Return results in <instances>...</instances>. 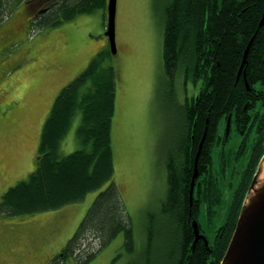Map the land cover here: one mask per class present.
Masks as SVG:
<instances>
[{
  "label": "trees",
  "instance_id": "obj_1",
  "mask_svg": "<svg viewBox=\"0 0 264 264\" xmlns=\"http://www.w3.org/2000/svg\"><path fill=\"white\" fill-rule=\"evenodd\" d=\"M106 1L60 0L54 14L69 21L96 10L105 13ZM263 14L264 0H171L166 7L162 59L168 84L173 86L180 71L186 80L200 81L201 86L198 94L181 106L183 128L165 161L167 190L160 207L161 217L167 218L166 225H160L164 246L161 248L162 243L156 242L149 220L144 254L128 264H219L223 258L264 154V144L258 147L264 135L263 125L254 132L258 140L250 143L247 138L252 131H245L234 151L227 149L224 136L221 145L213 138L222 115L238 116L247 102H253L243 74L249 88L257 82L264 83V22L258 27ZM59 23L55 16L49 26ZM252 37L246 63L237 78L243 52ZM108 54V49L97 53L86 69L58 93L42 128L34 171L8 188L0 199V214L6 217L35 215L78 203L88 193L108 185L96 196L61 254L53 258L57 264L65 263L68 257L77 264L90 261L95 256L91 244L82 249L87 236L97 243L99 251L123 233L124 250L134 251L130 217L117 186L111 182V121L116 86L113 68L103 65ZM78 111L81 117L75 140L79 149L62 155L60 143ZM204 131L190 206L194 158ZM245 156V166L238 173L236 167ZM220 183L231 191L225 219L219 227H212L211 240L205 236L208 246L198 241L192 249V220L199 224V217L203 216L210 224L223 206ZM166 247L164 253L157 252Z\"/></svg>",
  "mask_w": 264,
  "mask_h": 264
},
{
  "label": "rangeland",
  "instance_id": "obj_2",
  "mask_svg": "<svg viewBox=\"0 0 264 264\" xmlns=\"http://www.w3.org/2000/svg\"><path fill=\"white\" fill-rule=\"evenodd\" d=\"M170 2L117 0L116 52H110L103 65L113 68L116 86L111 121L114 164L111 182L117 186L129 214L134 251L124 250L123 233L99 251L97 243L87 236L82 249L91 244L90 250L95 256L83 264H128L141 257L149 220L156 242L162 243L161 248L165 243L160 226L162 222L167 223V218H162L160 213L167 190L165 161L178 143L183 128L181 106L196 96L201 86L200 81L186 80L178 71L170 87L164 74L165 9ZM7 19L8 14L3 21ZM18 20L23 18L17 16L0 28V199L8 188L27 179L34 171L37 147L52 98L53 105L61 89L78 77L101 49L109 50L104 35V10L80 14L54 26L35 25L28 31L14 30ZM10 23L8 34H3L6 32L3 28ZM103 42L106 44L100 48ZM91 50L97 51L92 54ZM80 117L78 111L60 143L62 155L79 149L75 132ZM240 142V136L233 131L226 147L234 151ZM246 159L247 156L236 167L238 173ZM107 186L58 210L19 217L0 214V264H57L53 258L61 254L96 196ZM219 188L223 206L212 223L199 217V224L210 240L212 227H219L225 219V206L231 192L224 183H220ZM166 249L157 252L164 253ZM63 264L77 263L68 257Z\"/></svg>",
  "mask_w": 264,
  "mask_h": 264
},
{
  "label": "water",
  "instance_id": "obj_3",
  "mask_svg": "<svg viewBox=\"0 0 264 264\" xmlns=\"http://www.w3.org/2000/svg\"><path fill=\"white\" fill-rule=\"evenodd\" d=\"M117 0H107L105 8V32L104 35L108 39V46L111 53L116 52L115 43V17H116ZM264 22V14L259 22L258 27H261ZM253 37L248 43V46L243 52L242 61L237 73L239 77L242 67L246 63L249 47ZM247 87V84H246ZM229 128V120L226 123V134ZM205 131L198 145V150L194 158V168L189 186V204L193 201V188L195 180L198 177L197 160L204 142ZM264 154L261 157L257 168L253 174L245 198L243 200L237 221L234 226L233 233L228 242L226 251L219 264H264V171H263ZM191 227L194 235L192 249L199 239L204 241L205 246H208L207 239L200 234L197 221L191 222Z\"/></svg>",
  "mask_w": 264,
  "mask_h": 264
},
{
  "label": "flooded vegetation",
  "instance_id": "obj_4",
  "mask_svg": "<svg viewBox=\"0 0 264 264\" xmlns=\"http://www.w3.org/2000/svg\"><path fill=\"white\" fill-rule=\"evenodd\" d=\"M59 1L60 0H0V28L6 22L8 23L10 20L13 21V19L17 16L22 17L23 20H18L19 22H16V28H14L15 31L17 29L28 31L30 27H33L35 25H39L41 27L48 26L52 23V20L55 18V16L57 17V20H60L62 22L61 14H54L57 10ZM19 9L20 11L19 13H17ZM7 14L8 19L3 21V17ZM10 25L11 23L3 28L4 31L7 32L6 33L3 31V34H8L7 30L10 28ZM1 38H4L3 35H1ZM243 79L245 86L247 84L246 89L250 93L249 96L251 99H253V102H247L243 107L242 113L238 114V116L231 113L222 115L219 122L220 124L213 138L216 144H222L220 141L222 136H224L223 139L225 141H228L227 139H229L231 132L233 131H235L242 140L244 132L248 130L252 131V133H250L247 138L251 143V141L254 142L255 139L258 140V138H256L257 135L254 133L255 130L259 129L263 125L264 131V121H262V118L264 116V83L262 84L260 82H257L252 85V88H249L247 81H245V74H243ZM228 120L229 128L226 134V123ZM263 144L264 135L263 137H261V141L259 142L258 147H261ZM200 226L198 224L199 232L205 237V232L201 231ZM198 241L204 243L202 239H199Z\"/></svg>",
  "mask_w": 264,
  "mask_h": 264
},
{
  "label": "crops",
  "instance_id": "obj_5",
  "mask_svg": "<svg viewBox=\"0 0 264 264\" xmlns=\"http://www.w3.org/2000/svg\"><path fill=\"white\" fill-rule=\"evenodd\" d=\"M83 18L85 19V17H83ZM83 18H82V19H83ZM105 44H106L105 42H103V43H100V48H103V47L105 46ZM101 50H103V49H101ZM95 51H97V50H94V51H93V50H91L92 54H94V52H95ZM50 52H52V51H50ZM93 58H94V57H93ZM93 58H92V59H93ZM92 59H91V60H92ZM90 62H91V61H90ZM88 65H89V64H88ZM84 66H85V65H84ZM84 66L82 67V69L84 68ZM53 99H54V97H53V98H52V100L50 101V104H49V109H48V111H50V110H51V108H52V101H53ZM46 116H47V113H46L45 117H46ZM45 117H44V118H45Z\"/></svg>",
  "mask_w": 264,
  "mask_h": 264
},
{
  "label": "bare ground",
  "instance_id": "obj_6",
  "mask_svg": "<svg viewBox=\"0 0 264 264\" xmlns=\"http://www.w3.org/2000/svg\"><path fill=\"white\" fill-rule=\"evenodd\" d=\"M263 171H264V162H263Z\"/></svg>",
  "mask_w": 264,
  "mask_h": 264
}]
</instances>
